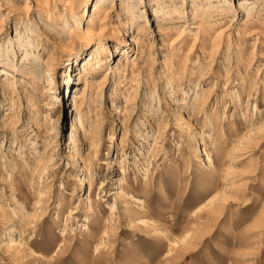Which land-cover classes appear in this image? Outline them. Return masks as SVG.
Listing matches in <instances>:
<instances>
[{"label": "rangeland", "instance_id": "obj_1", "mask_svg": "<svg viewBox=\"0 0 264 264\" xmlns=\"http://www.w3.org/2000/svg\"><path fill=\"white\" fill-rule=\"evenodd\" d=\"M96 1L0 0V264H264V0Z\"/></svg>", "mask_w": 264, "mask_h": 264}, {"label": "bare ground", "instance_id": "obj_2", "mask_svg": "<svg viewBox=\"0 0 264 264\" xmlns=\"http://www.w3.org/2000/svg\"><path fill=\"white\" fill-rule=\"evenodd\" d=\"M99 1H101V0H97L96 3L99 2ZM101 2H102V1H101ZM101 2H100V3H101ZM96 6H97V7H100L101 5H99V3H97ZM98 50H99V47H97V48L95 49V53L98 52ZM94 62H95V63H99V62H100V59L98 58V56H97V58L91 57V59H89L88 61H85L84 64H83V69H84V70H88L89 67L94 66ZM50 67H51V70H52V71L55 69V67H52V66H50ZM89 200H90V199H89ZM128 210H129V209H128ZM129 217H130V215H129Z\"/></svg>", "mask_w": 264, "mask_h": 264}]
</instances>
